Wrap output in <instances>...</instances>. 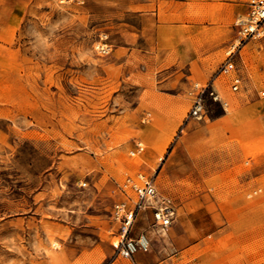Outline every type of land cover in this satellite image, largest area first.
I'll use <instances>...</instances> for the list:
<instances>
[{
  "label": "rangeland",
  "instance_id": "1",
  "mask_svg": "<svg viewBox=\"0 0 264 264\" xmlns=\"http://www.w3.org/2000/svg\"><path fill=\"white\" fill-rule=\"evenodd\" d=\"M246 1L0 0V264H264V40L239 43ZM137 173L175 217L140 210L129 236L149 242L127 258L112 212Z\"/></svg>",
  "mask_w": 264,
  "mask_h": 264
},
{
  "label": "built area",
  "instance_id": "2",
  "mask_svg": "<svg viewBox=\"0 0 264 264\" xmlns=\"http://www.w3.org/2000/svg\"><path fill=\"white\" fill-rule=\"evenodd\" d=\"M235 27L241 41L264 40V0H247L246 11L235 21ZM222 71L231 73V89L239 90L242 84V77L232 59L228 58L221 67ZM208 89V85L200 87L199 92L193 100L190 114L197 117L204 111L202 92ZM214 100L222 101L221 97L214 90L210 91ZM264 95V91L262 92ZM225 104V102H222ZM137 151L142 150L140 143L136 145ZM134 152V150L132 151ZM119 188L126 195V199L120 200L114 204L112 216L119 223L120 238L115 245L118 253L130 258L138 249H147L148 242L129 236V231L135 217L140 210L147 206L153 209V225L165 229L168 227L174 217L175 210L169 198L161 196L156 188L154 177L137 173L134 176H128L119 184Z\"/></svg>",
  "mask_w": 264,
  "mask_h": 264
},
{
  "label": "bare ground",
  "instance_id": "3",
  "mask_svg": "<svg viewBox=\"0 0 264 264\" xmlns=\"http://www.w3.org/2000/svg\"><path fill=\"white\" fill-rule=\"evenodd\" d=\"M141 240L143 241V242H149V240L147 239V237L144 235V234H141ZM116 245H117V243H116Z\"/></svg>",
  "mask_w": 264,
  "mask_h": 264
}]
</instances>
